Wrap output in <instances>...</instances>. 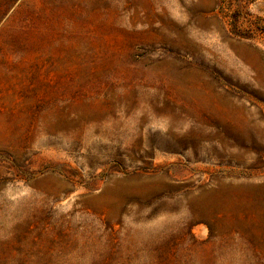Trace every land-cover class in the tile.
I'll use <instances>...</instances> for the list:
<instances>
[{"label": "rangeland", "instance_id": "1", "mask_svg": "<svg viewBox=\"0 0 264 264\" xmlns=\"http://www.w3.org/2000/svg\"><path fill=\"white\" fill-rule=\"evenodd\" d=\"M0 264H264V0H0Z\"/></svg>", "mask_w": 264, "mask_h": 264}]
</instances>
